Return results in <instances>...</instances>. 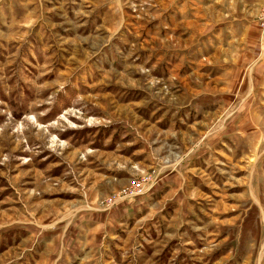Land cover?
<instances>
[{"label":"rangeland","instance_id":"obj_1","mask_svg":"<svg viewBox=\"0 0 264 264\" xmlns=\"http://www.w3.org/2000/svg\"><path fill=\"white\" fill-rule=\"evenodd\" d=\"M262 0H0V264H264Z\"/></svg>","mask_w":264,"mask_h":264},{"label":"built area","instance_id":"obj_2","mask_svg":"<svg viewBox=\"0 0 264 264\" xmlns=\"http://www.w3.org/2000/svg\"><path fill=\"white\" fill-rule=\"evenodd\" d=\"M263 1V5H262V8H261V17H260V19L264 22V0H262Z\"/></svg>","mask_w":264,"mask_h":264}]
</instances>
